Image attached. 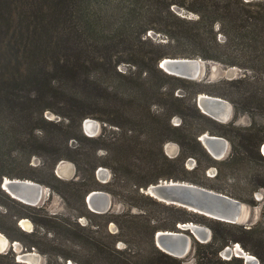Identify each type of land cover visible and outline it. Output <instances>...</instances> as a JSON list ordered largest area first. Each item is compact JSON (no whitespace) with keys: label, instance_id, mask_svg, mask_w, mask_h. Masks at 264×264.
<instances>
[{"label":"trees","instance_id":"1","mask_svg":"<svg viewBox=\"0 0 264 264\" xmlns=\"http://www.w3.org/2000/svg\"><path fill=\"white\" fill-rule=\"evenodd\" d=\"M194 3L197 7H192L191 10L198 18L189 21L171 11V6L181 5L176 0H0V183L4 177H10L49 184L42 177L46 172L52 179L61 181L55 174L57 164L61 160H70L77 168L87 167L86 170L92 178V183L86 182L78 189L86 212L81 214L87 218H105L106 223L114 221L112 213H95L88 209L86 198L92 189L106 190L115 195V191L110 187L112 181L106 185L98 183L96 170L103 165L110 167L117 175V165H122L121 160L117 161L114 157L104 162H91L85 158L81 148H72L69 142L72 139L81 141V137L94 140L82 133L83 121L87 117H95L91 106H97L102 99L107 101L110 98L107 96V90L112 88L109 82L111 78L132 79L131 74L127 75L119 70L122 64L136 67L140 76L156 71L164 77L178 81L189 79L184 80L167 74L159 66L163 58L201 57L227 66L240 67L245 72H250V75L226 81L228 86L220 91V95L232 102L236 119L241 113H249L253 109H258L263 114L264 0H194ZM103 27L118 29L115 35L106 38ZM217 27L219 28L216 29ZM150 29L165 32L170 41L179 43L185 40L201 49L184 53L179 47L176 50V46L170 42L154 45L146 39L147 37L142 40ZM219 35L224 37L222 42L218 38ZM136 41L143 45L150 43L151 48L137 45ZM139 53L142 55L140 61L131 57ZM171 96H174V92ZM196 98L197 93L190 96L189 103H186V99L176 97L175 113L213 123L215 129H209V132L230 141L234 138L236 141H232V146L235 152L233 151L228 159L214 161L198 139L208 132L206 127L197 126L189 132V129L182 125H167L182 133L178 142L187 148L188 153L200 152L207 162L219 165L217 176L223 174V166L234 167L246 159L264 162L261 153L264 131L257 126L256 121L243 128H236L235 118L227 123L218 122L200 110ZM59 105L65 110L58 109ZM45 110L55 111L64 119H47L44 117ZM190 111H193L194 115ZM75 129H79V135L74 133ZM45 131H48L47 135ZM36 132L42 134L38 135ZM22 155H27V159L23 169L17 171L12 166L17 164ZM32 155L44 156L43 165L34 168L39 171L36 175L25 170L26 167L32 169L29 165ZM184 159L185 157L181 156L169 160L164 156V164L184 168ZM164 177L181 179L170 172L161 173L151 181L135 184L133 192L145 200L161 204L152 196L142 193L140 189L146 188L150 183H158ZM255 181L253 191L264 188L262 174H259V179ZM210 188L221 190L214 186ZM233 196L245 201L239 194H232ZM250 203L253 204L254 200ZM0 205L6 208L5 213L0 211V231L12 241L24 234L18 226L21 218L28 217L37 226L53 223L72 235L69 241L76 247L93 253L88 260L76 256L78 251L76 255H65L66 259H71L77 264H182L179 258L156 247L154 227L150 222L143 224L135 221L132 225L123 222L119 237L123 238V232L129 230L134 235V241L121 239L127 244L121 249L116 246L118 236L111 234L107 239L96 236L97 230L93 228L95 223L92 219H89L88 225L81 226L70 220L62 222L56 215L34 217L32 212L42 211L41 207L30 206L14 199L2 189L1 184ZM171 208L189 216L179 220L190 222L196 219L197 213L193 211L173 205ZM4 220L11 225L10 230L1 225ZM217 224L221 228L214 227V239L209 243L199 244L200 249L218 253L229 244L239 243L264 264V234L259 232L258 225L247 228L223 221H217ZM146 228H149V231ZM35 235L34 232L29 234ZM145 235L148 237L151 255L142 261L141 249L138 248V255L133 254L129 245L131 242L144 240ZM33 246L37 247L35 243ZM5 259H8L9 264H24L16 262L15 254L11 250L0 253V261L4 262Z\"/></svg>","mask_w":264,"mask_h":264},{"label":"rangeland","instance_id":"2","mask_svg":"<svg viewBox=\"0 0 264 264\" xmlns=\"http://www.w3.org/2000/svg\"><path fill=\"white\" fill-rule=\"evenodd\" d=\"M176 1H179L183 6L178 4L171 6V11L174 14L189 21H195L198 18L197 14L191 10L192 7H197L194 0ZM170 18L172 19V17ZM103 28L105 29L106 38L115 35L118 29V27ZM156 28L168 29V27ZM174 28L178 29L179 27ZM218 28L219 27L216 29ZM145 38L154 45L167 44L170 42L176 46V50L177 47H179L184 53H193L201 49L185 40L179 43L170 41L165 32H157L153 29H150L146 36L142 37V40ZM218 38L221 42L224 39L222 35H219ZM135 43L137 45L140 44V46H145L146 49L151 48L150 43H146L145 45L137 41ZM131 57L140 61L142 55L139 53ZM128 65L129 64H122L119 70L123 73H127V75L131 74L133 76L132 79L125 80L120 77L111 78L109 82L112 88L107 90L109 92L107 96L110 98L108 99L107 97V101L102 99L97 106H91L95 111V117L87 118L99 122L98 132L92 135L84 129L82 124V133L94 140H87L81 137V141L72 139L69 142L70 147L81 148L85 153V158L90 159L91 162L93 160L98 163L104 162L108 160V158L114 159V157L117 161L121 160L122 165H117V175L114 174L110 167L101 165L99 167H104L109 170V176L107 179H100L97 175L99 167L96 170V179L98 183L106 185V183L112 181L110 187L115 191V195L106 190L102 191L111 195L112 205L107 212L114 214L113 219H115V222L111 221L106 223L105 218H87L81 214L82 212H86L79 197L78 189L86 182L92 183V178L89 175V171L86 170L87 167L85 168L83 166L77 168L70 160H61L57 164L55 174L57 177L61 178V181L52 179L47 172L42 175L49 183H41L46 186L48 194L44 195L42 203L37 207H41L42 211H38L37 213L32 212V215L34 217L40 215H50L54 217V215H56L59 217L58 220L62 222L70 220V222L79 223L81 226L88 225L90 223L89 219H92L95 223L93 228L97 230L95 233L97 237L107 239L111 234L118 236L116 237V246L123 249L127 244L121 239L134 241V235L130 233L129 230L123 232L125 233L123 238L119 237L120 227L124 225L123 222L131 225L135 221L143 224L150 222L156 234L158 230L180 231L179 228L182 227V223L185 222L179 219L189 218L188 215L171 208L172 205L165 204L161 201V204L153 203L141 198L133 192L135 184L151 181L155 176L161 173L170 172L181 178L178 181L194 183L209 189H211L210 186H214L215 188L221 189L218 192L229 196H232V194H239L245 201H242L244 202V208L242 210L241 219L237 224L246 226L247 228L258 225L259 232L264 234V188L253 191L256 185L255 179H259V174L264 176V162L246 159L245 162L237 164L234 167L223 166V174L217 176L218 170L220 169L219 165L207 162L200 152L196 151L197 153L194 154L188 153L187 148L178 142V139L182 137V133L167 127V125L172 127L182 125V127H187L189 132H191L197 126H204L208 129L209 134L215 135L209 132V129L210 131L215 129L213 123L201 118L197 120L191 116L182 115L181 113L176 114L175 111L177 108L175 107V98L182 97L186 99V103H189L188 98L197 93V96L200 94H208L221 97L230 102L220 95V91L228 86L226 81L244 77L246 74L250 75V72H245L244 69L237 66H227L218 61L208 60L207 72L202 79H184L186 81H178L173 78L164 77L156 71H151L149 74L144 73L140 76L139 69ZM172 92H174V96H171ZM230 103L232 104V102ZM57 107L58 109L65 110L60 105ZM190 113L194 115L193 111H190ZM44 117L55 121L64 119L57 114V112L52 110H45ZM168 118H170V120H168ZM234 118L235 110L232 104V115L228 122L233 121ZM254 121H256L257 126L264 131V113H260L258 109H253L249 113H241L237 116V119L235 118L234 124L237 126L236 128H243L250 126L252 123L254 124ZM36 133L38 135L42 134L41 132ZM74 133L79 135V129H75ZM47 134L48 131L46 132V135ZM185 134L188 135L189 133L185 132ZM199 138H201V136ZM225 139L229 142L228 150L225 156L218 159L213 157L201 142L203 148L214 161L228 159L234 151L232 141L236 140L234 138H231L233 139L232 141L227 138ZM107 146H109V148ZM261 153L264 156L263 145ZM164 156L169 160L184 156V168L179 165L174 167L164 164ZM25 159H27V155L20 156L17 164L12 166V168H15L17 171L22 170ZM43 159L44 156L32 155L29 162L32 169L26 167L25 170L30 174H38L39 171L34 168H36V166H42ZM156 165H158V167L155 168ZM182 178H184V180ZM164 179L166 178L164 177ZM151 184L152 183H150V185ZM93 190L94 189L91 191ZM213 190L216 191V189ZM140 191L145 195H149L143 192L142 188ZM64 196L67 198H64ZM252 200H254L253 204L250 203ZM5 209L3 205H0V211L2 213L6 212ZM24 220L29 227L24 225ZM217 221L219 220L199 213H197L195 221H190L206 227L210 230V234L208 240L192 237V246L187 255L183 258H179L182 264H246L245 259L235 256V254L233 256H228L224 252L228 246H232L233 244L225 246L218 253L213 252V250L199 248V244H206L214 239V227L217 229L221 228L220 225L217 224ZM1 225L9 230L11 228V225L6 220L1 221ZM18 226L24 234H20L18 236L19 238L14 241L20 243V248L23 252L29 251L39 254L40 261L38 264H77L71 259H66L65 255L72 253L76 255L78 251L79 254L76 256L80 259L88 260L90 255L93 254L89 250L85 251L82 248L76 247L75 244L69 241L72 235L63 227L54 226L53 223H49V225L45 226H37L32 219L24 217L18 221ZM73 228L76 230L75 226H73ZM146 230L149 231V228H146ZM0 232L12 242L3 231ZM32 232L36 235L29 236ZM155 234L154 242L156 247L160 249L156 244ZM113 239L111 240L113 241ZM34 243L37 247L33 246ZM29 247L30 249H28ZM129 247H131L132 253L137 255L138 248L141 249L142 261L147 260L149 255H151L147 235H145L144 240L138 241L137 243L131 242ZM14 249L15 248L9 244L7 250L3 253H7L10 250L13 251L16 262H20L18 255L20 251H15ZM247 253H249V251H247ZM250 254L258 259L253 253ZM7 260L8 259H5L4 262L0 261V264H9ZM258 261L259 264H261L259 259Z\"/></svg>","mask_w":264,"mask_h":264},{"label":"water","instance_id":"3","mask_svg":"<svg viewBox=\"0 0 264 264\" xmlns=\"http://www.w3.org/2000/svg\"><path fill=\"white\" fill-rule=\"evenodd\" d=\"M207 62L208 60L201 57H166L160 61L159 66L167 74L189 80H199L202 79L207 72ZM196 102L204 114L218 122L227 123L231 118L232 104L221 97L200 94L197 96ZM91 122L94 124L92 127H90ZM83 127L88 133L95 135L98 132L99 122L87 118L83 121ZM202 136L203 138L199 139L213 157L218 159L226 155L229 146L228 140L221 136L211 135L208 132L203 133L201 137ZM97 175L100 179H107L109 170L104 167H99ZM0 184L2 189L11 197L30 206H39L47 190L46 186L43 184L30 179L4 177ZM142 190L165 204L183 207L189 211L227 223H238L244 208V202L240 199L186 181L161 179L158 183L151 184L146 188H142ZM86 201L89 209L95 213H106L112 205L111 195L102 190L91 191L87 195ZM186 223L188 222L183 223L184 225L179 228L180 231L158 230L155 234L157 246L165 253L175 257H184L187 255L192 246V237H198L192 229V225L186 226ZM190 223L192 224L193 222ZM197 226L198 225H194V228H197ZM204 228L205 232L209 235L210 230L206 227ZM0 237H4L5 240H7L5 247L0 245V253L6 251L8 245L11 244L12 247L15 248V251H20L18 254L20 262L30 264L39 263V254L29 251L23 252L19 242H11L1 232ZM208 238L207 235L203 237L204 240H208ZM159 243H162L170 252L163 250ZM16 245L18 249H16ZM238 245L240 244L235 243L232 246H228L224 252L228 256H233L235 254V256L245 259L246 264H259L258 259L254 256H252L253 262H251L250 259L248 260L245 257L246 252L244 249L240 250L241 255H237L235 247Z\"/></svg>","mask_w":264,"mask_h":264},{"label":"bare ground","instance_id":"4","mask_svg":"<svg viewBox=\"0 0 264 264\" xmlns=\"http://www.w3.org/2000/svg\"><path fill=\"white\" fill-rule=\"evenodd\" d=\"M92 125H94L93 124V122H91L90 123V127H92ZM87 128H88V126H87ZM203 138V136L200 138V139H202ZM212 151V150H211ZM213 152V151H212ZM214 153V152H213ZM215 154V153H214ZM46 194H48V192H47V190H46ZM45 194V195H46ZM24 222V225H26V227L28 226V224L25 222V220L23 221ZM184 224L182 223V225L181 226H183ZM192 225V229L195 231V234H196V236L198 237V238H203L205 235H207L208 237H209V235L205 232V228L202 226V225H199V224H197V223H190V222H188V223H186V226H191ZM194 225H198L197 226V228H194ZM29 227V226H28ZM205 234V235H204ZM201 238V239H202ZM6 243H7V240H5V238L4 237H0V245L1 246H3V247H5L6 246ZM159 245H160V247L163 249V250H165V251H168V252H170L162 243H159ZM16 248L18 249V247H17V245H16ZM242 249H244L242 246H240V245H238V246H236L235 247V251H236V254L237 255H241L240 254V250H242ZM245 250V249H244ZM245 252H246V255H245V257L249 260L250 259V261L251 262H253V258H252V255L250 254V253H247V251L245 250ZM225 254V253H224ZM227 255V254H226ZM252 259V260H251ZM72 264V263H71Z\"/></svg>","mask_w":264,"mask_h":264},{"label":"flooded vegetation","instance_id":"5","mask_svg":"<svg viewBox=\"0 0 264 264\" xmlns=\"http://www.w3.org/2000/svg\"><path fill=\"white\" fill-rule=\"evenodd\" d=\"M185 256H186V255H185ZM185 256H184V257H185ZM174 257H175V256H174ZM176 258H183V257H176Z\"/></svg>","mask_w":264,"mask_h":264}]
</instances>
